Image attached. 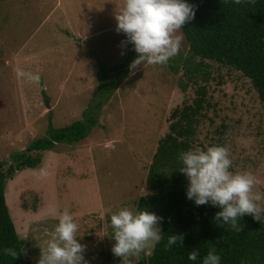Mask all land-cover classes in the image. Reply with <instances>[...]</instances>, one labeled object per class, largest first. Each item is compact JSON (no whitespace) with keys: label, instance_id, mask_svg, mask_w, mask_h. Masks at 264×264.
<instances>
[{"label":"rangeland","instance_id":"rangeland-1","mask_svg":"<svg viewBox=\"0 0 264 264\" xmlns=\"http://www.w3.org/2000/svg\"><path fill=\"white\" fill-rule=\"evenodd\" d=\"M123 5L124 0H0L5 168L14 162L12 154L47 134L49 123L60 128L83 120L85 113L95 118L84 139L42 151L38 166L18 170L6 182V204L29 264H39L47 240L43 228H53L65 209L79 225L77 237L87 246L90 264H122L112 253L111 215L133 210L140 197L153 192L147 175L158 142L172 111L191 104L199 88L205 107L191 149L229 148L230 171L253 173L256 190L264 193V105L250 80L210 60L197 76L184 73L182 64L174 71L170 64L188 54L184 35L179 54L166 65L142 64L130 75L138 53L116 31ZM18 66L39 73V82L18 79L13 71ZM131 264H146V255Z\"/></svg>","mask_w":264,"mask_h":264},{"label":"trees","instance_id":"trees-1","mask_svg":"<svg viewBox=\"0 0 264 264\" xmlns=\"http://www.w3.org/2000/svg\"><path fill=\"white\" fill-rule=\"evenodd\" d=\"M186 2L196 8L195 18L181 29L188 43V54L170 67L176 71L182 64L184 73L191 76H197L207 65L204 60L234 68L250 80L264 105V0H242L241 4L234 0ZM206 77L204 72L203 79ZM102 85L99 81L100 95ZM197 91L201 95L191 104L172 111L168 131L159 140L149 165L147 184L153 192L140 197L133 209H147L163 217V239L146 256V264H203V257L212 249L221 257L219 264H264L263 216L261 221L250 214L243 216L238 221L243 230L236 231L230 225H219L215 219L221 211L219 206H197L187 198L189 181L179 170L182 167L179 157L192 148L194 125L205 107L203 88ZM100 106L101 103L97 108ZM85 115L83 120L60 128L49 123L47 134L32 140L25 151L12 154L14 162L8 167L5 168V161H0V264H29L23 256L24 239L18 235L6 204V182L16 171L38 166L42 151L61 142L72 144L84 139L95 122L94 117ZM171 235H183V246L177 244L167 249ZM5 248L18 251V258L4 255ZM192 250L199 251L196 261L188 259Z\"/></svg>","mask_w":264,"mask_h":264},{"label":"clouds","instance_id":"clouds-1","mask_svg":"<svg viewBox=\"0 0 264 264\" xmlns=\"http://www.w3.org/2000/svg\"><path fill=\"white\" fill-rule=\"evenodd\" d=\"M241 4L242 0H234ZM196 8L186 0H124V5L116 13V31L123 32L127 40L134 45L138 56L129 65L130 75L143 64L166 65L171 58L179 54L183 41L181 29L186 22L195 18ZM18 79L27 82H39V73L26 71L21 67L13 69ZM179 169L188 178L187 198L197 206L211 204L219 206L221 211L215 219L221 227L230 225L236 231H242L238 221L250 214L261 221L264 213V193L256 190L257 179L251 172L230 171L232 160L230 150L225 146H208L182 152ZM147 209L133 211L122 208L111 215L112 238L116 243L112 247L114 256L121 258L122 264H131L136 257L144 253L150 255L162 239L161 221ZM79 225L74 216L65 209L58 217L53 228L45 226V243L41 244L39 264H90L84 253L87 246L77 237ZM183 235L168 237L167 249L173 245L183 246ZM6 256L18 258L19 252L13 248L3 249ZM198 250H192L188 259L196 261ZM221 257L215 249L203 257V264H219Z\"/></svg>","mask_w":264,"mask_h":264}]
</instances>
